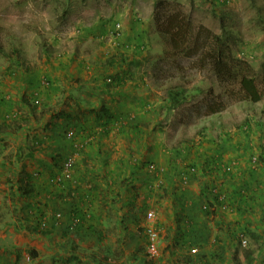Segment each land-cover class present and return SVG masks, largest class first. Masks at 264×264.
I'll use <instances>...</instances> for the list:
<instances>
[{
	"label": "rangeland",
	"instance_id": "rangeland-1",
	"mask_svg": "<svg viewBox=\"0 0 264 264\" xmlns=\"http://www.w3.org/2000/svg\"><path fill=\"white\" fill-rule=\"evenodd\" d=\"M118 7L127 20L116 18ZM169 13L223 38L228 55L263 80L264 0H0V230L11 225L0 264H104L117 239L128 242L134 264L136 252L157 263L173 212L192 207L209 222L212 242L197 264H248L249 248L255 264H264V103H230L210 62L203 68L210 48L175 55L160 33ZM133 22L143 29V45L126 40ZM127 64L140 68L130 72L140 82L133 91L143 100L142 116L123 117L121 97L98 88H120L114 74ZM101 94L114 115H83L92 104L98 109ZM215 104L227 110L211 115ZM23 126L33 131L22 146ZM68 160L73 179L54 185ZM210 191L225 203L208 215ZM66 205L82 208L88 221L80 232L68 230L75 215L62 210ZM152 228L159 232L153 258ZM199 249L193 244L194 260ZM75 256L85 261L68 262Z\"/></svg>",
	"mask_w": 264,
	"mask_h": 264
},
{
	"label": "trees",
	"instance_id": "trees-1",
	"mask_svg": "<svg viewBox=\"0 0 264 264\" xmlns=\"http://www.w3.org/2000/svg\"><path fill=\"white\" fill-rule=\"evenodd\" d=\"M179 19L178 14H167L164 22L167 29L165 30V24H162V32H160L167 44L172 46V52L175 55L178 57H193V53H195L197 56H202L205 48H210V56L206 53L205 58L202 60L203 68H206L207 64L210 62V71L216 76L220 83L227 85L225 95L229 98L230 103H264V78L260 81L254 75L253 68L248 63L234 61L231 56L228 55V47L223 38L212 34L211 31L203 26L196 30L193 22L185 16L182 20ZM203 35H205V37ZM2 48L3 45L0 37V51ZM226 110L227 108H225L223 104L208 106V112L211 115H219ZM222 197L223 195H219V197L216 196L213 191L209 192L207 198L209 206L206 209L208 215L215 214V211L219 209V205H224L225 201L220 202V198ZM16 209H18V206H16ZM76 217H79V215H76ZM79 218L81 223L76 232H80L84 227L83 218ZM57 225L56 223L53 224L55 227H57ZM44 230L45 232L43 231L42 235L47 237L48 230L46 228ZM250 234L253 238L255 237L256 240L260 239L259 236L249 231V235ZM244 252L248 264H255L257 259L255 257V250L249 248V250L245 249ZM107 254L109 256L103 259L104 264H129L132 259L131 255H128V259L125 260V249H122V251L118 253H113L109 250ZM135 259L138 260L140 264H155L147 255L145 257L135 255ZM73 261L83 263L85 260L80 256H75L68 260L70 263Z\"/></svg>",
	"mask_w": 264,
	"mask_h": 264
},
{
	"label": "crops",
	"instance_id": "crops-1",
	"mask_svg": "<svg viewBox=\"0 0 264 264\" xmlns=\"http://www.w3.org/2000/svg\"><path fill=\"white\" fill-rule=\"evenodd\" d=\"M119 4H124V2H121ZM126 6V5H124ZM119 8V12H118V16H116V18L119 19H126L128 17L129 12H127L126 9H124L125 7H118ZM116 14V13H115ZM126 20H123L124 22H127ZM130 23H126V40H130V41H134L137 42L139 44H137L138 46H140L141 44L143 45V41H142V37L144 36L143 34V29H141L139 26L140 24L137 22H133V25H129ZM101 29H103L104 31L106 30V27L104 25V23L100 24ZM135 28V30H134ZM109 29V27L107 28V30ZM133 30L132 32H130V30ZM141 29V32H140ZM136 31V32H135ZM140 35V36H139ZM143 47V46H141ZM139 67L136 64H127L124 65L123 67H121L119 69V71H116L114 74L115 77V82H120L121 83V87H117V89H113L110 90L109 87H106L104 85L99 84L98 88L101 91L100 93H107L110 96L113 95H117L118 97H121L122 100V104L119 107V114H123V117H127L130 114H132V116H135L136 114H139V116L144 115V107L143 104H141L142 98L140 97L139 92L137 93V91H133L135 90L140 84V82L137 79V76H134L130 71L134 70V71H139ZM100 79V78H98ZM100 81H102L100 79ZM138 85V86H137ZM101 98H100V102L96 105V107H98V109L87 107V108H83V111L81 112L83 115H85V113L88 112H96V119L97 118H101L103 116V114L100 111H103L104 109L109 110V115L113 116L114 112H116L117 110H113L109 105V100L106 99V96L104 94H101ZM146 98H151V97H146ZM131 99L134 100V102H129ZM112 111V112H110ZM104 113V112H103ZM108 116V113H107ZM32 130V128L28 127V126H23L21 128V137L20 138V142L22 144V142L24 143L25 140L24 138L27 137V133L28 131ZM33 131V130H32ZM112 145V144H111ZM23 146V144H22ZM114 146V145H113ZM113 146H111V148H113ZM106 147V146H105ZM116 147V146H115ZM65 202L68 203L70 199H68L65 196ZM72 199H74V197H71ZM79 198H81V196H79ZM71 199V200H72ZM189 200H198L199 198L197 195L190 193L189 196ZM53 201V200H52ZM50 202V201H49ZM196 203V202H195ZM192 204V202H191ZM194 204V203H193ZM198 206V204L196 205ZM20 207V206H19ZM64 210L67 214H74V215H79V217H82L84 220V225L85 222H87L88 220L86 219V217H84V214H82V208L80 207V205H76L75 208H73V212L72 208L68 205L63 207ZM111 209V210H110ZM109 211L113 212V213H121L118 212V210H114L113 208H110ZM113 209V210H112ZM106 211V210H103ZM103 211L101 212V214H109V212L106 211V213H103ZM115 214V215H116ZM173 214H175V220H173L174 222H172L171 224H169L168 226L165 227V233L162 236V245H163V255L161 260L162 261H158L155 264H160V262L162 264H197L198 261L200 260V257L202 256V254L207 250V248H204V246H206L208 243H212L210 242V227L208 225V223H206L204 220H202V216L199 215L198 210L196 211V208H194L193 211V207L190 208V210H177L176 213L173 212ZM119 218L117 219L118 226L122 225V215L118 216ZM185 217H189L190 218V223H184V219ZM87 220V221H86ZM98 220H103V217L100 218L99 215V219ZM193 223H194V227H193ZM189 225V226H188ZM11 225L6 224L4 226L3 229L0 230V242L4 241V235H7L9 231L6 232L7 228H10ZM188 226V230H186L185 227ZM56 228V227H55ZM208 229V231H206ZM17 235V233H16ZM8 236V235H7ZM20 236V235H19ZM125 236H126V231H125ZM260 239H262V236L260 237ZM222 240H226L228 242H230V238L229 237H225L222 238ZM217 240L215 239L213 242H216ZM218 243V241L216 242ZM193 244H196L197 248L199 247L200 249V253H199V257L196 258L195 260L193 259V254L191 253V249H193ZM19 245V244H17ZM116 246L117 249L116 250H111L113 253H118L121 252L122 249H125V260L128 259V255H131V260L129 264H134V260H133V252L130 251V246L128 245V242L125 240L123 241H119V239L116 240ZM120 247V248H118ZM166 247V248H164ZM191 247V248H190ZM77 248V246H76ZM78 249V248H77ZM109 250L106 249V252L108 253ZM142 251V250H141ZM264 251V250H263ZM140 252V251H138ZM193 252V250H192ZM142 253V252H141ZM108 255V254H107ZM135 255H138V253H134V259H135ZM109 256V255H108ZM146 256V255H145ZM145 256H140V257H145ZM255 257L257 258V256L255 255ZM106 257H104L105 259ZM136 260V259H135ZM103 261V260H102ZM99 264V263H98Z\"/></svg>",
	"mask_w": 264,
	"mask_h": 264
},
{
	"label": "built area",
	"instance_id": "built-area-1",
	"mask_svg": "<svg viewBox=\"0 0 264 264\" xmlns=\"http://www.w3.org/2000/svg\"><path fill=\"white\" fill-rule=\"evenodd\" d=\"M116 36L117 37L121 36V26L120 25H117V27H116ZM0 94H1V91H0ZM73 136H74V133L73 132L70 133V137H73ZM74 165H75V163H74L73 160H68L65 163V165H64V169H63V172L61 174V178H57L55 180H52V183L54 185H59L58 183H60V182L72 180L73 179V175H74ZM151 169L154 170L155 166H152ZM51 197L52 198L50 200L51 201L54 200V197L53 196H51ZM223 201H224V199L220 198V202H223ZM57 217L61 218L62 215L58 214ZM148 217H149L150 221H152V222L155 221L154 219L156 218V216H155L154 212H150L148 214ZM80 223H81L80 218L76 217V215L73 216V218L71 220V223L69 224L70 231L71 232L76 231L77 228L80 226ZM43 227H46V224H43ZM148 233L151 236V244H150V247H149V253H150L151 258H153L158 253L157 252V244H158V241H159V232L156 229L152 228V229H150L148 231ZM243 244H244V246H246V242L243 241Z\"/></svg>",
	"mask_w": 264,
	"mask_h": 264
}]
</instances>
